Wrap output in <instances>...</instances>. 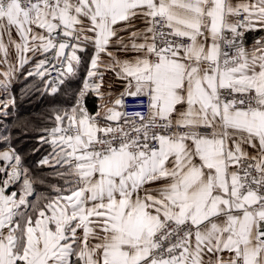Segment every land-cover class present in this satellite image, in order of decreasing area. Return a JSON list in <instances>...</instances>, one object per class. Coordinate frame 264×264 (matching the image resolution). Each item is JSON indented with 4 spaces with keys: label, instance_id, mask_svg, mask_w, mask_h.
<instances>
[{
    "label": "snow or ice",
    "instance_id": "obj_1",
    "mask_svg": "<svg viewBox=\"0 0 264 264\" xmlns=\"http://www.w3.org/2000/svg\"><path fill=\"white\" fill-rule=\"evenodd\" d=\"M0 264H264V0H0Z\"/></svg>",
    "mask_w": 264,
    "mask_h": 264
},
{
    "label": "trees",
    "instance_id": "obj_2",
    "mask_svg": "<svg viewBox=\"0 0 264 264\" xmlns=\"http://www.w3.org/2000/svg\"><path fill=\"white\" fill-rule=\"evenodd\" d=\"M19 87H20L19 85L15 87V93L17 96H19ZM22 107L25 110L31 112V111H40L43 105L40 102L33 100L32 102L25 101Z\"/></svg>",
    "mask_w": 264,
    "mask_h": 264
}]
</instances>
